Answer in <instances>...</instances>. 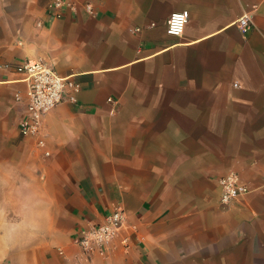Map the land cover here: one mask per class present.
Returning <instances> with one entry per match:
<instances>
[{
    "label": "crops",
    "instance_id": "0c3cea01",
    "mask_svg": "<svg viewBox=\"0 0 264 264\" xmlns=\"http://www.w3.org/2000/svg\"><path fill=\"white\" fill-rule=\"evenodd\" d=\"M50 1L0 0V264H264V190L219 201L228 173L264 183V0ZM25 58L81 83L44 149L19 133ZM117 208L126 230L84 252Z\"/></svg>",
    "mask_w": 264,
    "mask_h": 264
},
{
    "label": "built area",
    "instance_id": "2783aa9c",
    "mask_svg": "<svg viewBox=\"0 0 264 264\" xmlns=\"http://www.w3.org/2000/svg\"><path fill=\"white\" fill-rule=\"evenodd\" d=\"M68 5L65 0H51L49 9L55 17L62 14L63 8ZM85 7L90 10V4ZM189 13L187 10L172 12L166 22L165 31L168 35H181L184 25L187 23ZM241 32L247 31L251 21L248 13L242 14L236 21ZM0 67H9L7 64ZM13 69L22 75L25 85L23 94L15 93L14 99L24 100L25 115L18 120L19 133L22 136L35 138L36 146L44 149L45 143L41 136V125L45 115L63 101L75 102L76 95L81 89V83L74 75L59 76L52 65L40 58H25L13 66ZM110 100V99H109ZM48 155L47 151H43ZM219 201L228 205L240 196L252 190H264V183L256 187H250L241 182L234 173H228L219 179ZM126 230V214L124 209L117 208L104 219L91 225L81 232L79 244L86 253L103 255L111 241ZM128 235H123L126 242Z\"/></svg>",
    "mask_w": 264,
    "mask_h": 264
}]
</instances>
